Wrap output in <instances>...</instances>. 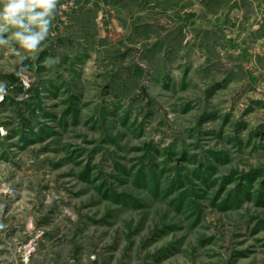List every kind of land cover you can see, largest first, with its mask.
Listing matches in <instances>:
<instances>
[{
  "label": "rangeland",
  "instance_id": "obj_1",
  "mask_svg": "<svg viewBox=\"0 0 264 264\" xmlns=\"http://www.w3.org/2000/svg\"><path fill=\"white\" fill-rule=\"evenodd\" d=\"M12 31L0 264H264V0H58L38 52Z\"/></svg>",
  "mask_w": 264,
  "mask_h": 264
},
{
  "label": "clouds",
  "instance_id": "obj_2",
  "mask_svg": "<svg viewBox=\"0 0 264 264\" xmlns=\"http://www.w3.org/2000/svg\"><path fill=\"white\" fill-rule=\"evenodd\" d=\"M0 3L3 5L0 8V45L9 43L3 33L15 29L10 39L30 52H38L50 35L58 0H0ZM53 63L54 60L46 61L48 66ZM0 93H3L2 87Z\"/></svg>",
  "mask_w": 264,
  "mask_h": 264
}]
</instances>
